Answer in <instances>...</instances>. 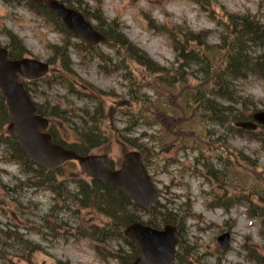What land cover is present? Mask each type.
Returning <instances> with one entry per match:
<instances>
[{
	"label": "trees",
	"instance_id": "1",
	"mask_svg": "<svg viewBox=\"0 0 264 264\" xmlns=\"http://www.w3.org/2000/svg\"><path fill=\"white\" fill-rule=\"evenodd\" d=\"M14 1L24 2L45 21L51 23L57 31L66 35L60 45L50 44L53 54L48 58V62L52 70L49 76L41 80L49 86L61 84L71 92H80L81 87L77 84L79 83L85 90L95 92L94 95L107 94V91L87 83L77 74L70 55L71 47H74L82 59L87 57L97 59L104 66L108 64L113 67L114 72L123 71V76L128 82L127 95L134 106L131 110L123 109L128 118L125 127L118 130V138L139 149L147 165L150 164L152 156L159 157V154L153 153L151 148L139 142L148 134L141 132L134 139L128 136L132 130L146 125L159 127L151 136L154 140L159 139L161 151H170L176 147L179 151L191 149L197 152L195 158L197 172L209 183L216 182L218 189L222 190L213 195L212 207H221L229 211L235 205H247L249 216L259 220V233L264 240V166H259L255 159L229 143L231 133H239L264 142V126H261L260 131H246L236 126V122L252 119V113L245 112L250 108L251 98L237 95L234 85L236 80L248 76L264 80V23L258 17L250 13L235 14L225 11L222 18L218 19L224 28L217 44L208 42L207 30L197 33L186 24H174L172 27L168 24L156 25L159 32L167 34L171 39L178 64L176 68L174 64L172 67H165L152 60L124 35L114 20L108 22L99 9L94 10L93 14L99 21L98 27L108 36V45L114 54H105L100 48L91 50L80 42H72L73 36L65 32L59 18L47 8L27 3L26 0ZM63 1L69 5L73 3V0ZM190 1L204 10L213 11V17L220 16L214 10L213 0ZM7 34L10 37L7 45L10 58H20L30 53L24 42L13 32L8 31ZM256 48L261 51L258 52ZM130 64L144 68L147 79L151 81L153 85L151 87L155 90V99L147 92H141V88L146 87L145 82L137 76ZM192 67L194 70L190 71ZM105 70L107 71L106 66ZM29 85L25 81L26 88L32 92ZM38 110L43 115L69 124L75 133V141H65L54 122L51 123L49 132L57 143L75 150L79 155L90 154L105 143L101 126L97 121L99 115H105L102 103L93 111L84 109L82 115L77 114L81 119L79 126L70 125V117L74 115L72 110H62L57 105L48 111L39 106ZM255 110L256 105L252 112ZM9 122L8 108L0 90V159L6 163H16L21 168L24 178L19 181L17 188L44 189L55 195L54 204L43 217L44 231L47 229L52 233H59L62 238L68 236L76 239L91 238L93 243L104 246L97 252L104 260L111 257L120 264H132L139 252L136 244L124 235L125 226L138 220H145L143 222L155 227L173 223L178 226L181 238L179 250L172 264H199L198 258L191 252V247L184 244L182 234L184 217L181 213L188 214L184 205L180 206L173 198L166 197L165 203L157 199L151 208L143 210L116 185L105 184L88 176L73 161L54 169L39 166L14 138L7 135L4 127ZM215 127L225 129L229 135L227 141L224 134L219 135ZM178 161L172 159L169 164ZM87 208L106 219L100 222L88 220L89 222L83 223L75 231L73 228L67 229L66 234L60 232V229L57 230L61 227L60 221H57V210L61 212L68 210L75 214ZM26 236L20 230L0 226V246L19 250L26 259H30L40 248ZM111 241H116L117 245L108 250L105 247L109 246ZM244 247L248 251V260L264 264V254L255 246L246 243ZM103 250L109 251L106 258ZM61 264L71 263L66 261Z\"/></svg>",
	"mask_w": 264,
	"mask_h": 264
},
{
	"label": "rangeland",
	"instance_id": "2",
	"mask_svg": "<svg viewBox=\"0 0 264 264\" xmlns=\"http://www.w3.org/2000/svg\"><path fill=\"white\" fill-rule=\"evenodd\" d=\"M212 4L216 13L220 15L219 17H213V11L204 10L189 0H81L80 4L74 3L73 5L84 10L93 25L98 24L93 14L97 7L108 22L116 20L127 38L147 52L158 64L166 67H172L174 64L177 68L175 52L169 38L149 28L150 22L147 18L151 17L152 20L166 23L171 27L174 24H186L197 33L207 30L210 44H217L220 41V34L224 27L218 19L222 18L225 11L235 14L250 13L264 23V0H213ZM10 30L22 39L32 57L44 61H47L53 54V50L49 47L50 44L62 43L63 35L55 31L52 25L45 23L29 8L15 7L13 4L0 0V43L2 45L8 43L7 33ZM101 47L105 54H114L108 45H101ZM256 49L258 52L261 51L259 48ZM71 51L77 74L93 86L107 91V94L94 96V92L91 90L86 92L79 84L81 92H71L61 84L48 87L47 84L39 82L31 83V86L36 89L32 92L33 98L47 111L56 105L62 110H72L74 114L70 117L72 126H79L81 119L77 117V114L82 115L84 109L93 111L102 103L105 115H99L97 121L101 126L105 143L93 151V154L107 153L113 162L119 165L126 149H130L117 137L118 130L125 127L128 118L123 109L131 110L134 106L131 105V100L127 95L128 82L123 76V71L104 72L105 67H100L96 62L97 59H90L89 63L81 65L80 57L73 49ZM105 66L111 67L108 64ZM130 67L145 82L146 87L141 88V92H147L155 99V90L151 87L153 85L151 81H148L144 68L137 64H130ZM192 70H194L193 67L190 71ZM234 85L237 95L251 98L250 108L245 112L253 113L255 105L258 110H264V80L262 78L248 76L245 79L236 80ZM52 119L60 136L70 142L76 140L75 133L68 123L56 118ZM215 130L219 132V135L224 134L226 141L230 135L229 143L233 147L255 159L259 166H264V142L239 133L228 135L225 129H220V127H215ZM260 130L259 127L257 131ZM140 131H136L131 137H136ZM158 140L153 151L154 153L159 152V158L153 157L152 161L155 163H152L148 171L159 194L160 202L165 203V198L170 197L176 204L184 205L188 210L186 215L184 212L181 213L184 217L182 221L183 240L184 244L191 247V252L198 258L199 264H256L247 259L248 251L244 246L248 243L264 254V240L259 235L258 220L251 219L247 214V205H236L230 213L222 208L210 207L213 195L222 190L218 189L216 182L208 183L200 175L201 173L197 172L196 166L198 165L194 160L197 152H192L190 149H187L189 152L187 150L177 151L176 147H173L171 151H160ZM145 142L149 143V141ZM149 145L153 146L154 143H149ZM173 158L179 161L167 165L168 160ZM22 178H24L22 170L16 163H6L0 159V226L20 230L27 235V238L36 242L40 250L35 252L30 259H26L19 250L0 246V264H61L66 261L71 264H120L113 258L104 261L97 254L104 246L93 243L91 238L76 239L70 236L62 238L59 233H52L47 229L44 231L43 217L54 204L55 195L44 189L17 188ZM56 216L61 225L57 230L60 229V232L64 234L69 228L77 230L83 223L89 222L88 220L100 222L106 219L88 208L75 214L68 210L66 212L57 210ZM229 230L231 233L230 247L222 251L217 238ZM116 245V241H111L110 245L105 248L110 250ZM108 252L103 250L105 258Z\"/></svg>",
	"mask_w": 264,
	"mask_h": 264
},
{
	"label": "water",
	"instance_id": "3",
	"mask_svg": "<svg viewBox=\"0 0 264 264\" xmlns=\"http://www.w3.org/2000/svg\"><path fill=\"white\" fill-rule=\"evenodd\" d=\"M43 4L56 12L65 28L91 46L106 42L107 37L96 30L83 14L66 6L59 0H32ZM46 62L34 58L11 60L6 48L0 47V88L7 102L12 122L8 133L15 137L22 148L38 164L54 168L70 159H77L81 167L90 175L103 179L106 183L117 184L134 202L140 206L150 207L155 201V188L137 151L124 155L120 169L111 170L106 155L80 156L53 141L50 133L43 131L49 122L37 114V108L19 80L41 77L48 72ZM253 118L264 124V111H258ZM238 125L255 129V122H242ZM125 234L138 245L140 255L133 264H170L178 242L177 228L168 224L157 229L141 222L127 226ZM230 234L224 233L218 238L223 250L229 245Z\"/></svg>",
	"mask_w": 264,
	"mask_h": 264
}]
</instances>
